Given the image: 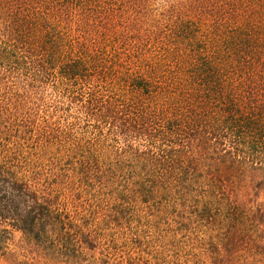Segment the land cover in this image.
Returning a JSON list of instances; mask_svg holds the SVG:
<instances>
[{"label":"trees","instance_id":"obj_1","mask_svg":"<svg viewBox=\"0 0 264 264\" xmlns=\"http://www.w3.org/2000/svg\"><path fill=\"white\" fill-rule=\"evenodd\" d=\"M253 196L264 0H0V228L58 244L85 202L179 198L230 255Z\"/></svg>","mask_w":264,"mask_h":264},{"label":"rangeland","instance_id":"obj_2","mask_svg":"<svg viewBox=\"0 0 264 264\" xmlns=\"http://www.w3.org/2000/svg\"><path fill=\"white\" fill-rule=\"evenodd\" d=\"M201 206L179 198L149 203L85 202L82 210L64 220L66 225L73 218V224L80 223L81 238L66 233L56 244L47 235L35 241L19 231L0 228V264H264L260 197L244 202L253 209L241 218L248 230L241 233L245 247L230 255L214 247L217 233L200 227L205 218L196 210ZM211 207L217 209L219 204ZM214 213L207 216L210 221ZM253 226L258 230L251 231Z\"/></svg>","mask_w":264,"mask_h":264}]
</instances>
